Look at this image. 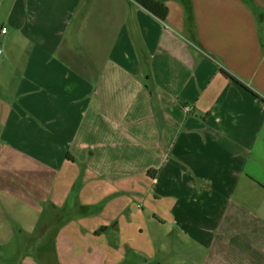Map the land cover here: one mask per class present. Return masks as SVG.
<instances>
[{"label": "crops", "instance_id": "obj_1", "mask_svg": "<svg viewBox=\"0 0 264 264\" xmlns=\"http://www.w3.org/2000/svg\"><path fill=\"white\" fill-rule=\"evenodd\" d=\"M158 1L0 0V264H264V0Z\"/></svg>", "mask_w": 264, "mask_h": 264}, {"label": "trees", "instance_id": "obj_2", "mask_svg": "<svg viewBox=\"0 0 264 264\" xmlns=\"http://www.w3.org/2000/svg\"><path fill=\"white\" fill-rule=\"evenodd\" d=\"M134 1L137 2L140 6H142L145 10H147L150 14L157 17L159 20L164 21L166 19L167 9L162 2L158 0H134ZM223 75L226 78L232 80V76H230L228 73L223 72ZM148 88L150 92L153 94L152 87L148 85Z\"/></svg>", "mask_w": 264, "mask_h": 264}, {"label": "rangeland", "instance_id": "obj_3", "mask_svg": "<svg viewBox=\"0 0 264 264\" xmlns=\"http://www.w3.org/2000/svg\"><path fill=\"white\" fill-rule=\"evenodd\" d=\"M0 50H1V47H0ZM32 253L34 254V256H36L38 252L37 251H34V252L32 251ZM125 256H126L127 259L130 260V262H134V263L138 262L139 264L141 263V261L140 260L138 261V258L134 257L133 254L130 253L129 251L128 252L126 251Z\"/></svg>", "mask_w": 264, "mask_h": 264}, {"label": "built area", "instance_id": "obj_4", "mask_svg": "<svg viewBox=\"0 0 264 264\" xmlns=\"http://www.w3.org/2000/svg\"><path fill=\"white\" fill-rule=\"evenodd\" d=\"M5 32H6V30L3 28V29L1 30V33H2V34H5Z\"/></svg>", "mask_w": 264, "mask_h": 264}]
</instances>
